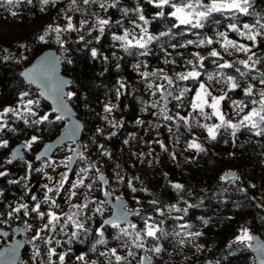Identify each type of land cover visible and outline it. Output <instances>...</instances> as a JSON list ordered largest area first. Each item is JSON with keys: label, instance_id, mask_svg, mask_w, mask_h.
<instances>
[{"label": "trees", "instance_id": "1", "mask_svg": "<svg viewBox=\"0 0 264 264\" xmlns=\"http://www.w3.org/2000/svg\"><path fill=\"white\" fill-rule=\"evenodd\" d=\"M103 2L106 6L113 3L116 6L107 7L105 11L99 3L86 5L83 0H76L75 5L72 4V0H57L54 5L52 3L43 5L41 0H32L31 4L38 16L48 11L50 16L48 21L53 23L58 20L68 23V17H71L75 30L61 31L59 35L62 44L57 41L55 32H49L47 40L41 41L39 37L42 32L39 29L31 30L24 38V43L21 44L23 47L19 46L21 51L13 56L7 50L6 44L0 40V111L5 107H18L21 93H28L24 98L25 102L28 99L38 101L36 115L25 116L24 113H27L25 111L19 116L10 113L5 117L6 127L0 130V142L5 140L8 142L6 146H0V172L6 173L5 176L0 177V218L13 228L21 220L32 221L34 225L36 219H30L28 208H21L19 212H14L13 209L21 204L29 207L37 200L45 209V215L39 228L29 230L26 247L22 253L26 264H57L59 260L57 254L52 255L49 262L44 261L43 256L47 251L45 249L49 247L47 244L46 248L45 246L43 248V244L37 248L33 245L36 241L28 240L37 233L49 238L51 232L58 233V238H61V242L64 243L56 245L61 248L62 254L66 257L70 256L68 260L64 258L66 264H131L132 256L128 254L129 251L137 254L132 264L134 262L139 264L140 256L149 255L153 258L151 264L158 263L157 253L152 249L162 241V237L159 240L148 237L143 248L135 247L132 239L128 237L125 241L128 244L123 248L122 244L120 246L123 250L119 255L126 257L120 262L115 260L114 255L111 257L107 255L109 251L104 250L103 243L115 236H121L125 240L123 233L117 234L119 231L114 225L118 223L104 224L111 212V206L107 200L110 192L105 191L100 194L99 191L107 190L109 182L106 184L101 182V188L96 192H91L86 186L91 181L92 175L77 173L78 169H91V163H97L96 160L98 162L104 160L103 170L109 179L118 173L124 176L123 181L125 182L133 175L132 170L126 164L129 157L128 141L132 137L131 134H135L139 129L136 121L141 120L143 116L147 117L145 121H150V126H144L147 136L154 139L155 143L156 138L165 139L164 134L159 130L154 131L158 123L162 124V122L150 108V102L160 101L158 97L155 100L151 99L152 86L148 88L149 84L154 83L152 80L156 76L143 77L141 73L151 74L152 65L160 64L164 59H174L178 61L177 65L167 68L165 72L171 73L172 79L177 78L178 74H186L193 70L199 72V77L195 79L178 81L181 85L190 86L192 90H195L200 81L215 71L225 59L226 61L229 59L232 65L230 68L236 73L235 79L239 85L237 92L250 106L252 105L250 100H259V92L264 90V84L260 83L261 73H264V37L258 36L257 46L252 47L253 42L247 40L246 36H240L227 28V25L233 22L237 23L242 31H244L243 24L245 23L253 24L259 21L264 24V0H251L249 15L237 13L233 18L228 14L214 13L211 19L218 23L206 22L203 28H192L190 25L179 24L174 17L169 15L174 11L170 5L160 8L155 2L150 3L149 0H103ZM174 2L179 4L182 0H174ZM203 2L207 4L210 0H203ZM9 6L11 5L7 3V0H0V12ZM137 7L141 9L140 13L135 11ZM125 8L129 9L127 15L122 11ZM158 11H163L165 15L153 19ZM140 14H143L149 21L147 25L139 19ZM97 18L110 21V24L105 26L103 34L95 26ZM85 20L88 23L82 25L81 22ZM116 21H120V24ZM145 27L148 29V35L157 37L149 42L145 49L131 47L125 51L121 46L124 41L113 39L114 35H124L125 31L128 34L142 32V28ZM219 32H225L229 39L250 47L251 52H238L231 47L226 52L222 47L223 38L217 35ZM160 33H167V35L161 36ZM81 36L84 37L83 40L80 39ZM97 36H99L98 40ZM208 38L213 40L212 44L199 45V40ZM189 40L194 43L188 44ZM173 44L177 46L172 47ZM49 47L59 49L63 55V72L73 78L70 92L74 95L69 96V99L77 110L78 116L85 123L82 137L85 140L88 135L93 137L96 134L95 140L91 143L83 142L82 156L85 155V158L82 162L78 157L71 171L66 169L74 148L71 142L58 148L49 158L37 159L39 150L61 132L66 120L64 118L57 120L58 114L53 112L51 104L39 94L36 85L27 84L21 76V70ZM92 48H95L98 53L95 58L91 56ZM213 50L220 55L210 56ZM141 52L146 54L140 55ZM252 52L256 53L253 60L259 59L260 63L253 68H246L239 61L247 60ZM199 57H204V59L200 60ZM249 63L251 64V61ZM237 68L245 73L243 77L236 71ZM118 82L126 85V88L121 89L122 94L119 97L116 93L119 88ZM249 85L253 86V95L246 97L244 90ZM106 104L116 107L111 113H105ZM184 106L181 117L185 119L179 118L174 126V134L169 136L171 141L176 142L177 147L171 150L173 164L155 185H145V192L136 203L139 209H134L139 212L136 216L140 217L144 213L159 214L158 221L160 223L163 220V224H160L163 229L170 225L169 220L173 219L172 213L183 215V221L185 219L193 222L196 218H210L215 221L213 227H225L223 238L235 237L238 233L237 226L240 223H247L264 237V136H256L254 132L242 128L235 133V136L231 135L222 148L215 151H197L188 147L191 141L188 120V114L191 111L190 98H187ZM45 115L48 117L47 120L39 124L34 123ZM104 117H107V120ZM25 119L28 123H25ZM1 121L2 119L0 123ZM97 129L101 131L98 133ZM32 136L38 139L27 146L24 157L10 163L11 150L20 143L27 144ZM168 143L170 144V141ZM105 152L108 155H104ZM49 163L53 168L56 166V176L63 172V168L67 173L63 187H59L61 183L59 182L56 190L52 192H48L44 187L48 185L49 188H53L48 184L46 177L48 171L45 164ZM227 168L237 172L239 179H221ZM37 169H42V171H37ZM95 169L99 171V177L101 174L105 176V173L100 171L101 169L98 170L96 167ZM111 169L113 174L109 172ZM76 177H84V184L73 189L72 184L77 181ZM10 181H19V183H9ZM36 184H39L34 195L36 200L27 198L31 188ZM175 184L183 187L178 190L173 187ZM42 189L48 192L47 196L50 199L47 203L44 202L45 196L39 195ZM72 192H75V195H71ZM52 200H55L56 204H52ZM152 201H156V204H152ZM75 203L91 206L87 209L82 208L83 211L79 216V220L85 223L83 229L75 230L72 222L64 221V216L59 217L58 223L54 222V228L51 225L45 228L49 222L48 213L54 211L55 214H60V211L70 210ZM173 205L175 208L172 207ZM185 208H187L186 213L176 210ZM9 212H12V215H8ZM65 224H68L65 228L69 231V240L60 235ZM120 225L123 227V224ZM126 226H131V224ZM73 232L77 235L73 236ZM132 235L134 238V234ZM0 236L6 235L0 233ZM47 241H50V244L55 243L57 237H50ZM248 252L250 255L253 254L252 251ZM81 255L84 259L77 260V257ZM22 256L19 263L23 260Z\"/></svg>", "mask_w": 264, "mask_h": 264}, {"label": "rangeland", "instance_id": "2", "mask_svg": "<svg viewBox=\"0 0 264 264\" xmlns=\"http://www.w3.org/2000/svg\"><path fill=\"white\" fill-rule=\"evenodd\" d=\"M13 12L16 14L12 15ZM49 18L50 16L48 11L45 12L42 16H38L33 5L28 4L26 0H22L20 3L13 4L9 6L6 10L0 12V40L6 44L8 48L7 50L11 52L10 54L12 56L18 55V53L21 51L19 46L24 43V38L29 34L31 30L33 31L39 29L42 32L41 35H45V29L49 25H52L53 27L55 25H59L61 28H65L67 25V23L59 20L56 23H53L51 21H48ZM142 35H144L143 32H138L136 34H128V39L133 40V43L135 44V40L139 39ZM47 36L48 35H45L44 40H47ZM177 63V60H170V58H168L162 60L160 64L151 66V72L156 73V78L152 80L154 81V83H151V99L155 100L164 91L168 92L170 90H174L175 92V94L170 98V104L168 106H165L161 100L157 102H150V108L152 109V112H155L154 114L157 116V118H160L162 122V124L158 123L154 131L159 130L160 133L164 134L166 140L156 138L155 143L154 139L147 136L146 129L144 128V126H150V121H145V118L147 117L143 116L141 120L144 121V123L138 125L139 129L137 130V132H135V134H131L132 137L128 141L127 151L129 152V157L126 160V164L130 167V170H132L133 175H131L127 180H125V182L123 181L124 176L119 175L118 173H115L114 177H111L109 179V177L103 170V163H105L104 160L99 162L96 160L97 163H91L98 170L101 169L100 171L105 173V176L108 180L107 183L109 182V186L107 187L108 189L101 190L99 191V193L103 194L105 191H108L113 196V198L117 196L125 197L128 200V207L130 209H139L136 203L140 200V196L144 194L146 186L155 185L159 181L161 176L166 174L165 171L169 170L170 166L173 164L171 150H174L177 147L176 142L171 141L169 136H172V134H174V126L176 123H178L179 118L183 115V110L185 108L184 102L187 100V98H190L192 105V103L196 100V92L199 90L201 82L206 85V88L211 93V96L218 97L220 95H223L224 92L228 93V98H226L224 101H221L219 107L225 115V118L231 120L234 124L238 123L242 116L246 114L251 107L254 106H250L249 103L238 94L237 88L235 90H229L227 84L224 82L228 76L235 77L236 73L231 68H220L218 66L215 71L209 74L204 80L199 82L195 90H192L190 86L181 85L178 82V78L172 79V84H169L167 80L164 79V77L168 74V72H165V70L169 67L176 66ZM224 63L231 64L229 59L227 61L225 59V61L221 64ZM209 76H212L213 79L209 80ZM185 89H187V91L184 92V95L181 97L180 101H177L173 98L174 96L180 95V93ZM211 96L206 97L209 104L212 102ZM233 100L244 101V103L247 104L248 107H245L244 111L240 112V114L237 115L239 109H234L232 107L231 102ZM33 101H37V99H33ZM153 104H155L156 106L153 107ZM31 107L32 111L37 114L38 103H34ZM162 109L164 110L163 113ZM190 110L191 111L188 114L189 132L191 136L190 142L195 140L203 147L204 151H215L225 146L226 142L228 141V138L232 135L230 129L225 130L224 128H221L219 134L217 135V138L215 140H212L208 137L206 129L197 126L198 124H208L209 126H211L213 124L220 123L219 118L212 115L213 109L205 105V116H201L199 114L198 109L194 110L191 107ZM18 111L20 112V114L24 112V104H19ZM9 114L10 113L6 114L2 118L1 123H5V117ZM24 115L31 116V114L29 113H24ZM165 115L171 116L172 119H165ZM209 116L211 118H207ZM95 135L93 137H91V135H88L85 140L82 137V140L83 142L91 143V141L95 140ZM168 141H170V144L168 143ZM72 145L71 147L73 148L74 145ZM161 145H163V147ZM82 157L85 158V155H83ZM82 157L79 156L80 161L83 162ZM45 168L48 171L46 173L48 184L53 187V190H56L57 186L59 185L58 183L62 181L63 176L66 175L67 177L66 170L63 168V172L60 173L59 176H56V166L53 168L51 163H49L45 164ZM80 170L81 169H78V174L81 173ZM227 171H230V169L228 170L227 168L226 172ZM109 172L110 174H113L112 169ZM109 172L107 173L109 174ZM76 178V180L80 179V177ZM133 188H135L136 191H133ZM131 200H133V202H130ZM77 205L79 207H76ZM88 207L87 205H79V203H75L70 210H65L64 212L60 211L61 213L56 215L58 217L64 216V221L72 222V226L75 228V230H78L79 228L76 227L73 221L85 225V223H82L79 220V216L83 211L82 208L87 209ZM51 213H54V211H52ZM69 216L72 217V220L68 219ZM159 216V214L151 215L145 213L140 215V217H137L135 215V223L133 225H136V228L133 229L131 226H126V224H123V227H121L122 225L118 224L119 226H117V231L119 232L117 234L123 233L121 232V229H125L130 234H134L135 232L139 231L141 233V236L143 237L142 241L140 242L144 244L148 238L144 236L143 231L145 228V220L148 217H151L152 219L149 222L157 225L158 227H161L158 221ZM182 216L183 215L178 213H172L173 219L169 220L170 225H168L167 227L165 226L164 229L166 232L169 233V235L167 237H162V241L155 245V247L160 246L162 248V251L157 254L156 257V260L158 262L157 264H256V258L254 254L250 255L248 252L251 251L249 247L250 241H244L243 243H241L236 240V237L238 235H241L242 229H247L249 235H252V233L256 232L247 223H240V225L237 226L238 233L235 237L229 238L227 236L223 238L222 236L226 231V229H224L225 227H213L215 221H213L212 219L196 218L192 222L187 221L185 219L183 221ZM178 217H182V219H177ZM182 224L189 225L190 227L181 229L180 225ZM65 226H68V224H65L63 226L60 235L61 237L64 236L63 238H65L66 240H69L68 238H70V234L69 231L66 230ZM51 233L52 234L49 236V238L57 237V241L61 242V238H58V233ZM175 233H179V235L177 236L175 235ZM188 233H201V235H187ZM28 234L29 232L27 227V237ZM12 236L13 233L4 237L0 236V246L2 247L4 245L9 244V242L12 240ZM34 237L36 238L34 239ZM34 237L31 236L28 240H30V242L36 241L37 244H33L35 247L38 248L40 244H43V248L46 244L47 246H49L48 248H46L45 246V251H47L46 254H44L43 256L44 261L49 262V251L51 249H55V253L58 255V257L60 254H62L61 248L56 245V241L55 243L50 244V242H47L49 238H47L43 234H39V236L35 235ZM124 237L125 240L121 236H115L114 238H110L105 243H103V245L105 246L104 250L109 251V254H107L108 256H113L111 253L112 249L116 250V254H120V252L123 250L120 248H123L128 244V242H125L127 241L126 239L128 238V236ZM181 240H183L184 243L181 244ZM59 244L64 243L61 242ZM142 257L143 256H140L139 258V264ZM65 258L68 260L70 256H65ZM136 258L137 254L134 253L131 258L132 263L136 260ZM20 263L26 264L24 257ZM57 264H61L60 260L57 261ZM63 264H66V262L63 261ZM134 264L138 263L134 262Z\"/></svg>", "mask_w": 264, "mask_h": 264}, {"label": "snow or ice", "instance_id": "3", "mask_svg": "<svg viewBox=\"0 0 264 264\" xmlns=\"http://www.w3.org/2000/svg\"><path fill=\"white\" fill-rule=\"evenodd\" d=\"M21 0H7V3L9 5H13L16 3H20ZM26 2L28 4L32 3V0H26ZM57 2V0H41V3L43 5H47L49 3H52L53 5ZM150 3L155 2L157 7L162 8L164 5H170L171 8L174 9V11L170 12L169 15L174 17L179 24L181 25H190L192 28H203L205 27V23L206 22H214V23H218V21H214L212 20V15L214 13H219L221 15H225L228 14L230 16H232L233 18L236 17L237 13L240 14H245V15H249V9L251 8V0H210L209 3L205 4L203 2V0H182L181 3L177 4L174 2V0H149ZM84 4H90V3H99V6L104 9L105 11L107 10V7H115L116 4L113 3L111 5H107L103 2V0H83ZM72 4L75 5L76 4V0H72ZM43 10V9H41ZM77 11L79 9H76ZM123 13L125 15H127L129 9L125 8L122 10ZM135 11L137 13L141 12V9L139 7H137L135 9ZM16 13H12V15H15ZM165 15V13L163 11H158L156 13V17H154L153 19L157 18V17H163ZM139 19L141 21L144 22L145 25H147L149 23V21L147 19H145V16L143 14L139 15ZM88 21H82L81 24H87ZM117 24H120V21H116ZM110 21L109 19H101V18H97V23H96V27L98 28L99 32L101 34L104 33L105 31V26L109 25ZM258 26V27H257ZM139 27V26H138ZM228 30L236 32L238 35L240 36H246L247 40L252 41V47H256L257 46V37H264V24H261L259 21H257L256 23L253 24H248L245 23L243 24V29L244 31H242L240 29V27H238L237 23L233 22V23H229L227 25ZM68 31V30H75L74 29V25L71 22V17H68V23L66 25V27L64 29H61V27L59 25L53 27L52 25H49L46 29H45V35H47L49 32H55L57 34V41L60 42L61 44L63 43L62 41H60V33L61 31ZM142 32L144 35H142L139 39L135 40V44H133V40L128 39V32L125 31L124 35H114L113 39L118 40V41H124V43L121 45L125 51H128L131 47H138L139 49H145L147 44L149 42H151L152 40L156 39L157 37L153 36V35H148V29L142 28ZM45 35H41L39 37V39L41 41H43L45 39ZM161 36L163 35H167V33H160ZM217 35L219 37L223 38V45L222 47L224 48V50L227 52L229 47L235 49L238 52H251V48L244 45V44H238L235 41L229 39L227 37V34L225 32H219L217 33ZM146 37V38H145ZM81 40L84 39L83 36L80 37ZM96 39H99V36L96 37ZM188 44H192L194 43L193 41L189 40L187 41ZM199 45H203L205 43L207 44H212L213 40L208 38V39H202L198 41ZM172 47H176L177 45L173 44L171 45ZM184 46V45H181ZM21 47H23V45H21ZM97 50L95 48L91 49V56L93 58L97 57ZM140 55H145V52H141L139 53ZM194 55H198V54H194ZM210 56L212 57H217L220 54L213 50L210 54ZM256 56L255 52H252L251 55L248 56L247 60H240L239 63L243 64L246 68H253L255 67V65L257 63H260L259 59L253 60V57ZM5 59H7V57H5ZM105 59H107L105 57ZM200 60H203L204 57H199ZM251 61V64L249 63ZM71 61H69L70 63ZM51 63V62H49ZM188 63H192V61H188ZM138 67V66H137ZM202 67V65H201ZM220 68H230L232 67L231 64L228 63H224V64H220L219 65ZM237 72L240 73V76L243 77L245 75L244 72H241L239 68L236 69ZM22 75H26L28 77L29 80H31L32 82H35V80L37 78H40L43 74L38 73L35 69L30 70L27 73H22ZM141 75L143 77H147L149 75L155 76L156 73H147V72H143L141 73ZM200 73L193 70L190 71L186 74H178V79L179 80H188L189 78H197L199 77ZM165 80L168 81L169 84L172 83L171 78L165 76L164 77ZM213 79L212 76H209V80ZM219 82V81H218ZM229 90H235L236 88L239 87V85L235 82V77L233 76H228L226 78V80L224 81ZM119 83V88H117L116 93H117V97H119L122 93H121V89L126 88V85L123 82H118ZM260 83L264 84V73H261V79H260ZM149 88H151V85H148ZM59 86L56 87V91L59 92ZM187 89H185L184 91H182L180 93V95L178 96H174L173 98L177 101L181 100V97L184 95V92H186ZM28 95V93H21L20 94V101L19 103L24 104V111L31 114V115H36V113H34L32 111V105L34 103H38V101H33L31 99H28L26 102L24 101V98ZM43 95V93H42ZM69 96L74 95L73 93H68ZM168 95H172V93H169ZM244 95L246 97H251L253 95V86L249 85L245 90H244ZM211 96V93L207 90L206 85L204 83H200V87L199 90L196 92V100L192 103L191 107L194 110H199V114L201 116H205V112H204V107L205 105H207L208 107H210L211 109H213L212 115L216 116L219 118L220 123L219 124H213L211 126H209L208 124H203V125H197L203 129H206L207 133H208V137L212 140H215L217 138V135L219 134V131L221 128H224L225 130H231L232 135L235 136V133L242 129V128H247L250 132H254L256 136H264V90H261L259 92V96L260 99L259 100H255V99H251L250 103L252 105H254L253 107H251L249 109V111L244 114L242 116V118L240 119V121L238 123H232L231 120H228L225 118V115L223 114V112L220 110V103L221 101H224L226 98H228V93L224 92L223 95L220 96H211V103H208V100L206 99V97ZM232 107L234 109H239V111L237 112V115L240 114V112L244 111L245 107H248L247 104L244 103V101H236L233 100L231 102ZM258 105V106H255ZM153 107H155L156 105L153 104ZM58 107L62 110L64 105L62 103V101L60 102V104L58 105ZM116 107L115 105H108L106 104L104 106V112L105 113H111L113 111V108ZM53 111H57L56 108L53 109ZM164 112V110L162 109V113ZM8 113H13L14 115H21L20 112L18 111V107H5L2 111H0V119H2L6 114ZM62 116H57L56 119L60 120L62 119ZM207 118H211L210 116ZM48 117L45 115L43 117H41L39 120L34 121V123L39 124L41 121L43 120H47ZM105 120H107V117H104ZM165 119L167 120H171L172 117L171 116H167L165 115ZM181 120H184V117H180ZM25 123H28V121L25 119ZM109 123H112L111 121H109ZM137 124H143L144 121L142 120H137L136 121ZM113 126H115V124H113ZM6 127V124L0 123V130H3ZM97 131H101L100 129H97ZM38 139V137L36 136H32L31 140L27 142V146H30L31 143L35 142ZM7 141H2L0 142V146H6L7 145ZM125 143H127V141H125ZM163 147V145H161ZM102 147V146H101ZM189 148H194L197 151H204L203 147L197 143L195 140H193L192 142H190L188 144ZM78 155H82V154H78ZM104 155H108L107 152L104 153ZM83 158V157H82ZM37 159H40V157L38 156ZM72 158L70 157L69 160H71ZM29 167H31V165H29ZM37 171H42V169H37ZM88 171V169H81L80 172L86 174ZM6 173L5 172H0V177L5 176ZM67 177L66 175L63 176L62 181L59 185V187H63V181L66 180ZM100 180H104V177L101 175L99 177ZM221 179H233V180H238L239 177L232 172H228L225 173L224 176L221 177ZM106 182V181H105ZM9 183H19V181H10ZM84 184V177H81L80 179H78L77 181H75L72 184V188L75 189L81 185ZM45 188H47L48 192H52L53 189L49 188L48 185L44 186ZM89 188H91V185H88ZM174 188L176 189H181L183 186L180 184H175L173 185ZM133 191H136L135 188L132 189ZM71 195H75V192H72ZM33 200H36V197L33 196L32 197ZM49 197L47 196V194H45L44 197V202L47 203L49 201ZM152 204H156V201H152ZM52 204H56L55 200H52ZM76 207H79L78 205ZM173 208H175V205L172 206ZM191 207V206H190ZM21 208L27 209L28 205L26 204H21L19 205V207L13 209L14 212H19ZM40 209V204L37 203L35 205V207H33L31 209L32 212H36L39 214L40 217H44V213L39 211ZM159 211V209H157ZM177 211H184L185 213L187 212V208L185 209H176ZM99 211V209L97 210ZM137 215H139V212L136 213ZM8 215H12V212H9ZM126 215L124 214L122 217L120 218H125L126 219ZM161 215H163V213L161 212ZM49 216V222L48 224L45 225V228H48L50 225L54 228L55 227V223L59 222V217L55 214V213H48ZM69 220H72V217L69 216L68 217ZM151 217H148L145 220V228H144V236L145 237H151L155 240H159L161 237H167L169 235L168 232H166L163 228L158 227L157 225L150 223L149 221H151ZM177 219H182V217H178ZM73 223L76 225L77 228L79 229H83V224L77 223L76 221H73ZM105 224L107 223H113L112 221H105ZM206 223V222H205ZM160 224H163V220L160 221ZM114 226H118V225H114ZM131 227L133 229L136 228V225H131ZM181 229L186 228V227H190L189 225H180ZM121 232L124 233V236H128L130 239H132V243L135 245V247L137 248H143L144 245L142 242L143 237L141 236V233L139 231L134 233V238L133 235L128 233L125 229H121ZM159 233V235H158ZM73 236H76L77 233L73 232L72 233ZM175 235H179V233H175ZM187 235H195V236H199L201 235V233H188ZM37 236H39V233H37ZM36 237H34L35 239ZM253 237L251 235L248 234V230L247 229H242L241 230V235H238L236 237V240L243 243L244 241H250L252 240ZM50 242V241H47ZM99 242V241H98ZM57 244L60 243V241H56ZM180 243H184L183 240L180 241ZM152 251H154L155 253L159 254L162 251V248L160 246H156L152 249ZM112 255H114L115 260L117 262H120L124 259H126V257H122L118 254H116V250L112 249L111 250ZM55 249H51L49 251V257H51L52 255H55ZM130 256L134 255V253H132L131 251H129L128 253ZM65 255L64 254H60L59 255V260L61 262V264H63ZM84 257L83 255L77 257V260H83ZM145 260L148 261V264H151V259L148 257H142L140 264H144Z\"/></svg>", "mask_w": 264, "mask_h": 264}, {"label": "water", "instance_id": "4", "mask_svg": "<svg viewBox=\"0 0 264 264\" xmlns=\"http://www.w3.org/2000/svg\"><path fill=\"white\" fill-rule=\"evenodd\" d=\"M62 57L63 55L59 49L53 47L46 48L21 70V76L27 84L36 85L39 94L44 100L51 104L52 110L54 108L57 109V111L53 112L66 120L65 126L61 132L54 139L46 142L42 146L37 157L39 156L40 159L49 158L58 148L71 142L74 144V148L70 155L72 159L68 161L66 166V169L71 171L79 157L78 154H82L84 151L82 134L85 129V123L78 116L77 110L69 99L68 93L73 84V78L63 72ZM33 69L43 74L40 78H37L35 82L29 80L26 75H22V73H27ZM167 77L172 80L171 74H168ZM57 86H59V92L56 91ZM169 93H172V95H168ZM174 94V90L168 92L164 91L158 97V100H161L165 106H168L170 104V98ZM61 101L64 105L62 110L58 107ZM26 149V143L16 145L11 150L10 163L23 158ZM228 172L235 173L238 176L237 172L233 170L227 171L226 173ZM101 175L104 177V180H101L102 183L106 184V177L103 174ZM38 186L39 184H36L31 188L27 198H32L35 195ZM107 200L111 206V213L105 221H112L113 223H104L105 225H113L115 223L130 225L135 222L134 216L138 211L128 207V200L125 197L117 196L113 198L111 194H108ZM124 214H127L126 219H118ZM0 233L3 235H10L13 233L12 240L9 244L0 248V264H18L27 243V227L16 226L10 230H0ZM251 236L253 239L250 240L249 247L256 258V264H264V237L258 232L252 233ZM145 257L150 258L151 261L153 260L152 257ZM144 264H148V261L145 260Z\"/></svg>", "mask_w": 264, "mask_h": 264}, {"label": "built area", "instance_id": "5", "mask_svg": "<svg viewBox=\"0 0 264 264\" xmlns=\"http://www.w3.org/2000/svg\"><path fill=\"white\" fill-rule=\"evenodd\" d=\"M94 171H95L96 174L93 173ZM98 173H99V171L97 172V170L95 169V166L94 165H91V169H89L87 171V174L88 175L91 174L92 175V179H91V181L86 186L87 190H89L91 192H96V191H98V189L101 188V184L102 183H101V180L99 179ZM88 185H91V188H89ZM45 194L48 195V192H47L46 189H42L41 192L39 193V195L41 197L45 196ZM37 203L40 204L39 211L44 213L45 209L42 207V205L39 202V200H37L34 204H32L31 206H29L28 209H27L28 212H30V214H29L30 215V219H32V218L34 220L36 219V221H34L35 223L33 222L34 225H32V221L30 222V221H27V220H25V221L24 220H21L20 222H18V224H16L17 227L26 225L28 227V232H29V230L31 228H33L34 230H36V229L39 228L38 226H39L41 220L43 219V217H40L38 213L31 211V209L33 207H35V205ZM10 229H13V226L10 225V224H7L3 219L0 218V230H10ZM34 232H36V231H34ZM0 248H1V246H0Z\"/></svg>", "mask_w": 264, "mask_h": 264}]
</instances>
